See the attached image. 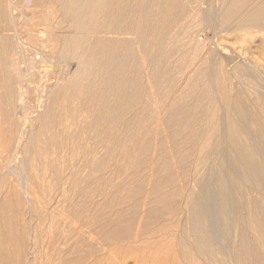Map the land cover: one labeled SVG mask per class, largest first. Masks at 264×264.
Masks as SVG:
<instances>
[{"label": "rangeland", "instance_id": "obj_1", "mask_svg": "<svg viewBox=\"0 0 264 264\" xmlns=\"http://www.w3.org/2000/svg\"><path fill=\"white\" fill-rule=\"evenodd\" d=\"M221 2L103 0L84 6L82 19L60 16L54 26L42 21L39 36L46 38L38 47L29 44L38 58L29 49L27 66L18 65L27 68L28 80L21 108L13 80V101L0 90V149H10H3L8 160L0 159V169L7 166L5 177L0 172V240L11 246L0 264L41 263L32 237L43 220L42 206L49 212L62 208L88 219L102 235L121 239L139 227L146 234L179 220L181 230L192 232L201 258L211 257L200 264H264V194L234 175L222 192L224 153L213 152L219 136L208 138L206 115L212 75L220 89L228 85L234 92L229 84L236 85L240 67L247 66L248 81L264 93V26L238 30L240 14L221 25L214 13ZM32 10L27 14L42 16L43 6ZM214 174L215 206H235L239 213L235 233L236 226L211 229L197 204ZM80 238L79 251L64 264H79L96 249Z\"/></svg>", "mask_w": 264, "mask_h": 264}, {"label": "bare ground", "instance_id": "obj_2", "mask_svg": "<svg viewBox=\"0 0 264 264\" xmlns=\"http://www.w3.org/2000/svg\"><path fill=\"white\" fill-rule=\"evenodd\" d=\"M25 1L26 0H22V1L0 0V90L3 92L5 91L9 95L7 96L9 98V101L11 99H12L11 101H13L12 94L13 92L16 91L15 92L17 96L16 105L19 108H21V106H18L19 100L20 102L23 100L24 94L27 88V83H28L27 78L24 77L25 75H27L26 74L27 68L25 66H27L26 64H28L26 63L27 61L26 51L27 50L29 51V49L34 47V45H29V44L33 43V44H36V46L38 47L39 44L43 42L44 39L46 38L44 37L43 40L40 38L41 34L44 33L43 28L40 27L42 24V21H45V23L46 21H48L47 23H49L51 26H54V24H57L58 20L61 21L59 19L60 16H63V17L67 16L68 18L72 20H76L78 18H81L82 13L85 10L84 6L85 8L88 5H89L88 7H92L96 2L97 3L102 2L103 0H30L31 5L25 4ZM19 2H23V3L20 4ZM221 3L222 5H221L220 12L218 11V9H216L218 13L214 12V10L212 11V13L214 12L217 15L218 14L221 15V21H222L221 25L227 19V17L229 18L230 15L234 14L233 16H235V14L236 15L240 14L241 19H238L240 17L237 18L238 22L236 23V27H235L238 30L240 28L241 30L242 28L245 29V27L246 28L247 27L256 28L258 25H261V24L264 26V0H222ZM39 6L40 8L43 6V10L40 11L42 16L40 14L37 16L35 15L34 12L32 15L27 14L29 10H32L33 8L36 9ZM20 7H23V10ZM82 8H83V12H82ZM22 13L24 14L26 13V15H23ZM20 16H24V17L20 18ZM208 16L209 15H207L206 18H210ZM21 19L23 20L25 19V22L24 21H23L24 23L20 22ZM227 21L225 22L227 23ZM80 22L82 21L80 20ZM232 23H233L232 25H234V22ZM83 24L84 23H82L81 25ZM75 25L77 26V24ZM54 38H57L58 40V37H54ZM25 39H28L29 41H26ZM71 42L72 41H70V43ZM74 42L76 41H73V44ZM44 47H41V48H44ZM34 51L36 52V50ZM42 51H45V50L42 49ZM40 53H41V49H40ZM36 54L38 58L39 52H36ZM40 55L42 56V54ZM40 58H43V57H40ZM22 64H25V66L22 67L23 69L22 68L20 69V66L18 65H22ZM24 67L26 68L25 72H24ZM221 70L222 71L218 70L219 72H221V74L220 73L219 74L223 75L224 70L222 69V67H221ZM213 74L219 76L218 73H213ZM212 76H211V81H209L210 82L209 85L211 86V88H209L210 94L208 96L209 103H208V107H207L208 111L206 115H207V126L209 127L208 138L209 139L212 138L213 135L219 136L215 140L217 142L215 144V147L213 148V152L220 151L224 153V160H223L224 163L223 164L225 165L222 167L224 168L226 167V169L224 170V173L222 174L221 172L219 173L221 174L220 176L221 181L219 179L220 181L219 183H221V185L219 186L222 192H225L227 189L226 188L227 186L225 185H227V183H230L231 180H233L232 176L234 175L237 178H240L242 181L250 184L257 191L264 194V93H262V91L259 92V90H257L259 89L260 86L258 88L254 86L253 80H252V83L250 82L251 78L250 79L247 78L251 76V69L248 68L247 66L240 67L239 79H238L237 84L236 85L229 84L232 87L235 86L234 92L232 90L233 88L231 89L228 85L226 87H221V84H220V87H221L220 89L219 85H217L219 83L217 80L219 79L214 76H213L214 78H212ZM237 78H233V79L235 80ZM248 79L250 81H248ZM12 80L14 81V84L16 85V90L14 89L15 91L11 92ZM225 80L227 79L225 78ZM14 84H13L14 86L13 88H15ZM226 84H224L223 86H225ZM230 89L232 91V94L228 95L227 92L228 91L230 92ZM260 90L262 89L260 88ZM14 103L15 102H13V104ZM217 104L220 105V110H218ZM23 112H24V109L22 108L21 110H19L18 113L22 114ZM7 143L9 144V142ZM0 145H1V142H0ZM4 145L6 144H2V147ZM3 149H5V152L9 151L10 153V149L8 148V146L6 148L3 147ZM3 149H0V159L2 157L7 159L6 154H3L4 153ZM6 149H9V150H6ZM220 152L219 154L218 153L216 154L220 155ZM1 162L2 161H0V163ZM4 164H6V162ZM4 168L3 170L5 171L6 168L5 169ZM1 170L2 169H0V172L3 171ZM4 171L2 172L3 176L5 173ZM217 174H214V176H211L210 178L206 180L204 187H203V191L201 195L197 198V202H198L197 204L201 205L199 206V209L201 208V211L205 218L204 220L208 222L207 224L211 229H216L218 227L223 226L227 230L231 231L235 226L236 227L238 226L236 224L238 223L240 224L239 222L240 220H238L239 216L237 217L239 213H237L238 211L237 209H235L236 208L235 206H215L214 198H213L211 191L213 188L212 186L214 183L213 181L217 178L216 176ZM226 179H227L226 181L227 183L225 182ZM46 207L47 206H42V208H44L43 217H42L43 220L41 221V223H39L40 224L39 229L34 232L33 237H32L33 239L32 247L34 248L32 249L34 250V254H35L34 257H36V259H38L42 264H64L63 262L64 259L68 256L70 257L71 254H73L76 250H78L77 248L79 247V245L77 247V244L81 243L80 241L77 242L76 238L78 237H81L80 239L86 238L88 241L91 242V244L95 246L94 248H96L93 253L90 252L88 254L89 255L88 258L85 257L86 259L83 260L84 258L82 257L83 261L82 260L77 261L78 263L80 262L79 264H149L151 260H153L154 264H169V263L170 264H200L202 263V260L204 263L206 259L210 261V258H211L209 255L207 256H209L210 258L209 257L201 258L202 256L200 254L202 253V251L199 249L200 247L198 248L197 245L191 242L192 238L194 240V237L191 238V236L193 235L192 232L190 234L188 231L186 232V231L181 230L180 228L181 225L178 220L179 218L176 219L178 220L177 223H172L174 222V220L171 219L172 222L170 221V223L168 224L165 223V225L163 224L162 226H159L156 229L154 228L150 229L152 231L149 230L150 232L146 234H144L145 232L144 233L141 232L140 231L141 228L139 227L137 228L136 231H134L132 235H129V237H126V238L124 237L125 239H121L122 237L118 238L119 235L115 236L117 237L115 238L113 236H109L110 233H107L109 234L107 236L106 234L102 235V233L97 232L89 224L90 221L88 219H78L77 217L75 219L74 216L70 215L69 213L68 215L66 213L67 212L66 210L59 208L57 206L53 209L51 208V210H53V211L50 210L51 212L47 211L49 209H47ZM246 210H248V208ZM249 212H251L250 209L248 213L246 214H249ZM244 217L242 218V220L244 219ZM245 220L247 221V219ZM241 223H243V221ZM203 224L207 225L206 223H203ZM236 227L234 229V233L236 229L238 230L239 226L237 228ZM196 232L198 233L197 230ZM38 233H41L40 234L41 241L37 237ZM210 233L212 234L211 231ZM216 235H217V231H216ZM224 235H226V233ZM196 239L198 240L200 239V237L199 238L197 237ZM5 240L3 241L0 240V244L1 245L3 244L2 247H4L2 250H0V256H3L4 260H6V255L9 252L8 250L11 248V246L7 247L8 240L7 242ZM39 241H40V244H38ZM194 242L197 243V241H194ZM211 242L212 241H210V243ZM82 245H84V243ZM87 246L91 247L89 243ZM78 257L79 258L81 257L80 254ZM70 259L73 260L74 257ZM160 259L162 260L160 261ZM4 260H1V261H4ZM212 260H214V258ZM225 260L226 258L224 259V261ZM148 261L150 262L147 263Z\"/></svg>", "mask_w": 264, "mask_h": 264}]
</instances>
